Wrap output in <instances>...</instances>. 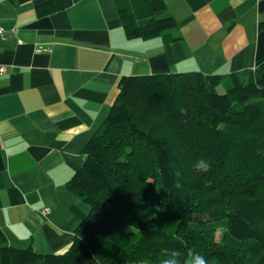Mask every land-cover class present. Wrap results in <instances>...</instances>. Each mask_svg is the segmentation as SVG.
Masks as SVG:
<instances>
[{"label":"trees","instance_id":"16d2710c","mask_svg":"<svg viewBox=\"0 0 264 264\" xmlns=\"http://www.w3.org/2000/svg\"><path fill=\"white\" fill-rule=\"evenodd\" d=\"M115 3L129 39L180 38L165 0ZM263 125L264 61L230 74L123 75L68 181L90 205L73 243L40 253L0 229L1 264H162L172 249L181 264L189 249L217 264H264ZM199 159L208 172L196 171Z\"/></svg>","mask_w":264,"mask_h":264},{"label":"crops","instance_id":"0c3cea01","mask_svg":"<svg viewBox=\"0 0 264 264\" xmlns=\"http://www.w3.org/2000/svg\"><path fill=\"white\" fill-rule=\"evenodd\" d=\"M165 2L179 23L170 44L129 39L115 0H0V229L10 245L62 253L73 243L90 205L68 181L123 75L230 74L264 61V0Z\"/></svg>","mask_w":264,"mask_h":264},{"label":"clouds","instance_id":"9594fccd","mask_svg":"<svg viewBox=\"0 0 264 264\" xmlns=\"http://www.w3.org/2000/svg\"><path fill=\"white\" fill-rule=\"evenodd\" d=\"M194 167L198 172H208L211 168V164L205 159H199L195 162ZM184 254L180 252L179 249H172L169 253V258L163 260L162 264H181V257ZM187 255L191 256V264H209L208 260L200 255L195 253L193 250L189 249Z\"/></svg>","mask_w":264,"mask_h":264},{"label":"rangeland","instance_id":"374dc122","mask_svg":"<svg viewBox=\"0 0 264 264\" xmlns=\"http://www.w3.org/2000/svg\"><path fill=\"white\" fill-rule=\"evenodd\" d=\"M219 91H220V92H224V91H225L224 87H223V86L220 87ZM226 130H227L229 133H233L232 130H230V128H229V129H226ZM262 132L264 133V125H263V130H262ZM260 149L263 150V152H264V146H263V145L260 146ZM220 226H221V228H220V229L218 230V232H217V238H218V239H220V238L222 237L223 231H224V229H225L226 224L224 223V221H221V222H220Z\"/></svg>","mask_w":264,"mask_h":264},{"label":"built area","instance_id":"2783aa9c","mask_svg":"<svg viewBox=\"0 0 264 264\" xmlns=\"http://www.w3.org/2000/svg\"><path fill=\"white\" fill-rule=\"evenodd\" d=\"M4 35V29L0 26V37ZM6 71V67L0 66V73H3ZM47 212V210H45Z\"/></svg>","mask_w":264,"mask_h":264}]
</instances>
